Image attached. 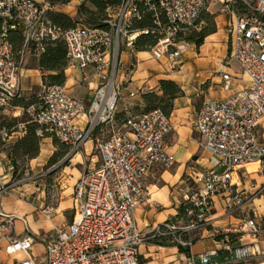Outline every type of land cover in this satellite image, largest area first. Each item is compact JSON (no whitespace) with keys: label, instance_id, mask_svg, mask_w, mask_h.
I'll list each match as a JSON object with an SVG mask.
<instances>
[{"label":"built area","instance_id":"1","mask_svg":"<svg viewBox=\"0 0 264 264\" xmlns=\"http://www.w3.org/2000/svg\"><path fill=\"white\" fill-rule=\"evenodd\" d=\"M141 2L153 12L152 32L159 35L148 50L152 59L179 68L191 45L189 35L201 31L205 25L201 15L211 12L213 4L219 14L232 17L224 66L239 68L236 73H221L222 89L230 94L204 100L194 118L199 145L212 157V165L187 169L186 179L196 185L194 191H182L189 222L169 218L148 232L136 219L137 208L150 196L147 177L157 167H173L176 157L168 150L174 125L162 108L130 115L122 126L115 125L122 88L136 69L135 62L123 66L121 54L124 50L133 54L137 36L150 32L133 29L142 16ZM48 9L37 0H0V145L14 143L26 133L25 123L18 129L4 124L21 113L32 117L40 137L50 134L71 153L84 150L98 127L110 125L111 132L94 147L99 162L75 183L73 221L54 227L43 255L32 254L31 235L11 239L6 251L24 254L16 264H145L140 252L144 243L190 247L192 239L183 235L211 225L216 198L222 197L226 212L233 215L263 193V185L250 193L234 179L239 180L251 163L264 170V0H122L107 8L103 25L67 29L53 23ZM13 31L38 57L49 42L62 40L68 67L78 68L91 99L72 95L65 85L46 84L36 102L20 106L17 101L24 93L21 63L10 40ZM137 94L129 91L128 97ZM8 191L0 184V194ZM44 213L50 217L49 210ZM263 224L264 215L256 208L241 222L254 237L264 230ZM230 233H220L225 243L222 260L217 258L220 251L211 250L193 255L190 264H236L260 255L255 242L232 245Z\"/></svg>","mask_w":264,"mask_h":264},{"label":"crops","instance_id":"2","mask_svg":"<svg viewBox=\"0 0 264 264\" xmlns=\"http://www.w3.org/2000/svg\"><path fill=\"white\" fill-rule=\"evenodd\" d=\"M37 1L45 4L49 9L64 12L73 18L78 15L79 3L74 4L76 0H72L69 4L55 6H51L46 0ZM215 6L212 4L211 12H217V6ZM213 7L216 8L215 11H212ZM231 19V14L217 15L216 31L209 34L200 46L191 44L184 52L181 65L177 69H171L164 61L152 59L148 50L135 51L133 54L124 50L121 54L123 66L131 62L136 63L132 81L123 86L122 94L128 96L129 91H137V96L133 98H137L139 106H145L141 97L142 93L148 90L161 93L159 87L162 79L175 81L183 90V93L174 99L173 108L169 113L174 130L169 138L168 150L175 155L176 163L171 168L157 167L150 173L147 177L149 199L136 210L139 228L144 232L150 231L179 213L184 201L182 191L185 189L187 169L190 165H195L199 169L209 168L212 165V157L199 145L193 123L196 112L204 100L222 98L230 94L229 91L222 89L221 73L239 71L235 64L224 66L225 58L229 53ZM21 74L23 91L30 92L34 87L43 85L42 72L38 66L23 67ZM66 75L67 80L64 85L67 91L85 101L90 100L91 89L86 82L81 81L78 68L69 66L66 69ZM126 112L130 113L128 110ZM81 125H84V121ZM110 132V125L98 127L94 138L86 142L85 149L72 154L73 176H70L68 183L65 182V188L57 192L56 202L50 200L53 195L46 190L45 186L32 182L13 183L8 185V192L0 194V264H16L18 260L24 258L21 252L10 254L6 251L11 239L29 234L34 237L32 254L43 255L54 227L73 221L75 183L85 170L99 162V156L93 154L94 147L98 141L106 139ZM25 134H21V137ZM44 140L52 142V137H46ZM48 149L49 143L46 144V149L40 147L39 155L29 161L32 163L38 160ZM247 169L248 171H245L237 182L241 189L252 193L259 186H264V170L257 169L256 165H251ZM13 172L6 151L2 150L0 152V184H9L13 178ZM253 208L264 215V191L251 203L245 205L243 210L233 215L226 212L224 200L218 197L211 217V225L202 229L200 239L192 243L189 253L181 252L175 245L147 242L140 247L142 260L145 264H190L192 256L198 253L211 250L223 251L225 243L216 237L221 232L229 230L230 234L235 236L231 241L232 245L239 246L255 242L261 251L255 258L264 261V230L254 237L241 226L242 220L251 217ZM45 209L50 211L49 218L44 213Z\"/></svg>","mask_w":264,"mask_h":264},{"label":"trees","instance_id":"3","mask_svg":"<svg viewBox=\"0 0 264 264\" xmlns=\"http://www.w3.org/2000/svg\"><path fill=\"white\" fill-rule=\"evenodd\" d=\"M72 0H46L51 6L62 5L71 2ZM90 4L93 5V9L87 6L86 3H83L80 7V10L83 9L85 11H89V13L93 15H99L100 18H95L94 16L89 17L87 22L90 26H100L103 25L102 21L105 19L107 14V8L112 5L119 4L122 0H88ZM141 11V18L136 19L133 23V29L136 30H144L150 29L149 33H141L137 36L134 42L135 51H147L151 46L155 45L159 39V35L152 30L155 29V24L153 21V12L148 9L145 3L139 4ZM80 12V11H79ZM48 17L58 26H61L63 29H67L73 26H76L77 21L71 17L70 15L61 12L55 11L52 9H48L47 11ZM201 20L205 22V25L201 29L200 32L189 35V39L196 43L198 46L203 44L205 38L216 31L217 27L214 20L213 15L209 13V11H204L201 15ZM10 40L13 42L14 47H19L24 43L22 36L13 31L10 34ZM38 67L42 72L43 83L46 84H60L64 85L67 80L66 69L68 68V58L66 46L62 40H56L53 42H49L46 46V49L43 53L40 54L38 60ZM158 93L155 90H148L142 93L141 97L145 104L143 111H149L154 108H162L166 113H170L173 108V101L176 97L180 96L183 93L182 88L173 80L170 79H162L160 80V87ZM26 99V98H21ZM18 100V101H20ZM27 100V99H26ZM17 101V102H18ZM130 116V113L125 112L124 114H117L115 116L116 121H120L122 124L127 120ZM38 125L35 122L27 123L26 134L19 138L15 143H13L10 151L9 157L12 158L13 163L16 164L17 158L23 156L24 158L32 159L39 155L40 152V141L41 138L37 134ZM55 143L58 142L55 140ZM62 144V143H61ZM62 147H67L62 144ZM68 153V150H62L60 152H54L48 163L53 165L57 163L61 158H63ZM179 218H188L186 206L181 205L179 213L172 217V219L177 220ZM223 234L217 235V239L221 240L223 238ZM188 238V236H185ZM231 241L234 240V234H230ZM197 239L192 240V243H195ZM158 245H165L167 243L161 241H153ZM181 252L189 253L190 247L178 246ZM224 251H220L218 255V259L222 260L224 258ZM243 262H239L236 264H245ZM258 264H262L258 263Z\"/></svg>","mask_w":264,"mask_h":264},{"label":"rangeland","instance_id":"4","mask_svg":"<svg viewBox=\"0 0 264 264\" xmlns=\"http://www.w3.org/2000/svg\"><path fill=\"white\" fill-rule=\"evenodd\" d=\"M76 3L77 1H74V4ZM84 3H86L87 6L90 7L91 9L94 8L93 5L90 4L88 0H86ZM82 4L78 5V15L74 17V19L77 21L76 25L90 26L87 20L92 15L89 13V11H85L83 9L80 10V7ZM216 8L213 7L212 11H215ZM55 11H58V10H55ZM209 13L213 15L214 17L213 21L215 22V18L217 15H219V13L218 12H209ZM93 16L95 18L101 17L98 14L93 15ZM193 43L194 42L190 40V44H193ZM15 50L19 58V61L21 63V68L38 66L39 57L35 55L31 47L26 48L23 43L21 46L15 47ZM43 85L45 84L43 83ZM42 86L34 87L33 90H31L30 92L23 91L24 93L23 98H26L27 100L22 99L18 101L17 103L20 106L27 107L33 104L34 102H36L37 93L42 89ZM122 96L123 98L119 102L116 115L124 114L127 110L130 112V115H138L143 112H146V111H143L144 107H141L137 104L138 103L136 100L137 98L128 97L127 94L126 95L122 94ZM28 122H33L32 117L28 113H21L17 117L4 120V124L8 126H16V129L19 128V125L21 123H25L27 127ZM115 125L120 127L122 126V123L120 121L119 122L115 121ZM46 137H52V136L50 134H46L44 138ZM40 138H41L40 147H43L44 149H46V144L49 143V149L46 150L40 156L38 160L33 161L32 163L29 161L30 159L20 156L17 158L16 164H14L12 158L9 157V151L13 143L11 142L9 144H6L5 146L0 145V152L2 150L6 151L9 164L13 167V171H14L13 178L11 179L10 183L6 185L5 184H1V185H5V187H8V185H11L13 183H25V182H32L36 185L41 184L43 187L45 186L47 191H50L52 193L53 196L50 198V200L52 202H56L57 192L62 191L65 188V182L68 183V181L70 180V176H73V172L71 171V169L73 168L72 166L73 162L71 161V156L73 153L70 152V149L68 147H62V144L54 137H52V142L50 140H44L43 137H40ZM55 140L58 142V144L55 143ZM51 150H53V152H50ZM62 150H68V153L63 158H61L57 163L50 165L48 163L50 156L54 152H57V151L60 152ZM93 154L99 156L95 148H94ZM257 169H259V164H257ZM234 180L238 181L237 176ZM185 189H188L189 191H194L196 190V185L191 180L185 179ZM8 190H9V187H8ZM188 222H189L188 218H185L184 223H188ZM201 235H202V229H196V230L187 232L183 236L184 237L188 236V238L192 240L194 239L199 240ZM165 245L168 246L172 244L167 243ZM261 262H264V261L258 258H253L248 261H245L244 263L245 264H258Z\"/></svg>","mask_w":264,"mask_h":264},{"label":"bare ground","instance_id":"5","mask_svg":"<svg viewBox=\"0 0 264 264\" xmlns=\"http://www.w3.org/2000/svg\"><path fill=\"white\" fill-rule=\"evenodd\" d=\"M137 36V34H135V37ZM258 163H251L247 165V168L250 167L251 165H256L257 166ZM262 264H264V262H262Z\"/></svg>","mask_w":264,"mask_h":264}]
</instances>
